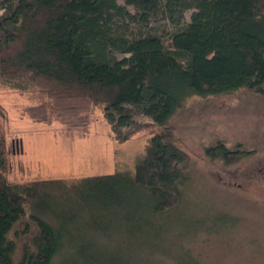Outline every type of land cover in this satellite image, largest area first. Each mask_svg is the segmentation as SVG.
Listing matches in <instances>:
<instances>
[{
    "label": "trees",
    "instance_id": "1",
    "mask_svg": "<svg viewBox=\"0 0 264 264\" xmlns=\"http://www.w3.org/2000/svg\"><path fill=\"white\" fill-rule=\"evenodd\" d=\"M0 86L29 93L25 114L37 123L81 129L99 108L119 144L149 119L157 131L131 169L78 183L114 199L120 191L140 215L165 219L190 182L169 129L174 115L192 97L264 98V0H0ZM251 152L222 141L203 149L227 165ZM8 169L0 126V264L15 262L20 223L15 235L30 240L18 264H72L70 236L33 210L57 182L11 181Z\"/></svg>",
    "mask_w": 264,
    "mask_h": 264
},
{
    "label": "rangeland",
    "instance_id": "2",
    "mask_svg": "<svg viewBox=\"0 0 264 264\" xmlns=\"http://www.w3.org/2000/svg\"><path fill=\"white\" fill-rule=\"evenodd\" d=\"M191 13H184L185 22ZM32 103L29 93L0 86L7 178L42 188L43 181L58 183L47 186L54 195L33 210L70 236L72 264H264V98L246 90L192 97L174 115L169 129L186 154L190 182L182 203L165 219L140 215L142 206L120 201V191L114 199L78 183L131 169L157 131L149 119L139 117L145 127L119 144L99 108L85 128L72 129L32 121L25 114ZM217 141L252 152L234 165L210 161L203 149ZM23 227L20 223L11 233L17 244L14 264L30 240L15 235Z\"/></svg>",
    "mask_w": 264,
    "mask_h": 264
}]
</instances>
